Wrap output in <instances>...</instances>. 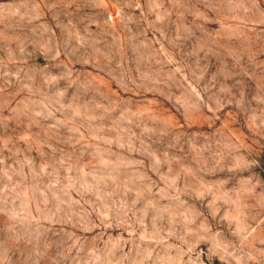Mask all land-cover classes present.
<instances>
[{"label":"clouds","instance_id":"9594fccd","mask_svg":"<svg viewBox=\"0 0 264 264\" xmlns=\"http://www.w3.org/2000/svg\"><path fill=\"white\" fill-rule=\"evenodd\" d=\"M0 264H264V0H0Z\"/></svg>","mask_w":264,"mask_h":264}]
</instances>
